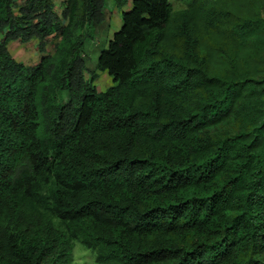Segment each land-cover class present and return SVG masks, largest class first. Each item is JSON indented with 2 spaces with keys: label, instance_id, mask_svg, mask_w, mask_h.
Wrapping results in <instances>:
<instances>
[{
  "label": "trees",
  "instance_id": "1",
  "mask_svg": "<svg viewBox=\"0 0 264 264\" xmlns=\"http://www.w3.org/2000/svg\"><path fill=\"white\" fill-rule=\"evenodd\" d=\"M174 1L123 11L99 91L105 0H0V264H81L76 241L95 264H264L261 6Z\"/></svg>",
  "mask_w": 264,
  "mask_h": 264
},
{
  "label": "rangeland",
  "instance_id": "2",
  "mask_svg": "<svg viewBox=\"0 0 264 264\" xmlns=\"http://www.w3.org/2000/svg\"><path fill=\"white\" fill-rule=\"evenodd\" d=\"M188 1V0H186ZM186 1H174L176 9H180L186 6ZM222 3L223 7L230 8L232 19L240 18L243 14L249 10L261 6L262 14L264 15V5L261 4V0H215ZM133 0H128V3L120 8L117 6L115 0H105L104 3V17L105 19L96 26L88 28V36L85 39L84 55L86 67L89 71L97 73L99 76L95 80L96 87L99 91L106 90L113 83V77L107 72L97 68L99 55L103 49H105L110 38L113 34L122 27V13L132 7ZM213 2V0H212ZM55 40L51 41L50 49L52 51ZM9 48L13 56L18 60L27 62L26 64H33L37 58L36 48H33L31 43L24 44L20 41H12L9 44ZM24 62V63H25ZM87 73L88 77H91L90 73ZM66 95L67 92L64 91ZM73 257L75 262L81 264H95V254L90 249H87L79 241H76L73 248Z\"/></svg>",
  "mask_w": 264,
  "mask_h": 264
},
{
  "label": "crops",
  "instance_id": "3",
  "mask_svg": "<svg viewBox=\"0 0 264 264\" xmlns=\"http://www.w3.org/2000/svg\"><path fill=\"white\" fill-rule=\"evenodd\" d=\"M19 4H22L25 0H17ZM66 0H54V3H55V10L57 13L61 14L62 10H63V7H64V4H65ZM28 43H31V45L33 46V48H36V51L38 52L37 53V58L36 60L33 62V64H36L38 63V61L40 60V57H41V53L40 51L38 50V40L37 39H33L27 43H24V44H28ZM48 51L50 52L51 49L50 47H48ZM22 62V61H21ZM25 62V60H24ZM23 62V63H24ZM27 63V62H25Z\"/></svg>",
  "mask_w": 264,
  "mask_h": 264
}]
</instances>
